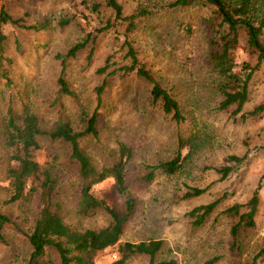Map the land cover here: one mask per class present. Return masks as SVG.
Here are the masks:
<instances>
[{"label": "rangeland", "instance_id": "obj_1", "mask_svg": "<svg viewBox=\"0 0 264 264\" xmlns=\"http://www.w3.org/2000/svg\"><path fill=\"white\" fill-rule=\"evenodd\" d=\"M123 14L137 9L146 13L135 18V25L126 32V20H115L113 9L105 0H0L14 16L27 22L50 19L51 27L41 32L6 26L9 32L5 53L13 57L10 71L14 85H4L0 78V122L6 97L11 96L19 107V93L29 101L42 124L50 128L62 117L75 129L84 125L81 108L91 111L96 104V86L105 83L98 111V134L80 139L81 147L90 155L94 166L113 163L118 157L119 142L131 148L125 167L127 194L135 198V206L124 224L117 243L95 257V264H149L147 254H130L118 262L117 246L124 241L161 239L162 245L154 262L173 260L175 264H242L264 244V108L240 117L231 115V108H218L221 79L208 58L210 28L206 21L215 6L197 1L185 6H168L170 0H118ZM97 3L96 10L92 4ZM71 18L59 26L56 19ZM108 20L111 26L100 30ZM93 37L74 56L66 58L65 77L73 94L59 92L57 76L61 59L70 45ZM134 45L139 59L153 78L168 88L178 100L184 119L177 124L150 98L151 82L134 70H125L124 38ZM264 45V32L260 36ZM238 62H257V50L247 43V33L241 30L236 49ZM104 66V70H97ZM241 67L237 66V69ZM264 101V60L253 70L249 94L243 110L252 109ZM187 141L184 150L190 154L181 169L166 173L157 169L150 181L142 178L147 165L172 157L178 147V135ZM40 148L33 150L40 162L48 152L57 155L58 184L53 199L59 202L64 221L77 228H98L107 224L109 214L96 208L89 214L78 211L77 196L80 176L77 164L70 162L68 145L46 135L39 137ZM247 158L238 163L228 160L229 154ZM9 148L4 144L0 127V209L10 221L3 233L6 243H0V264H26L31 247L27 232L32 227L39 208V188L20 199L6 201L12 193L7 177ZM231 165L223 179L217 167ZM260 183V200L254 215V225L241 226L235 243L231 226L237 213L225 209L245 202ZM188 186L207 187L187 196ZM98 196L115 206L121 214L127 194H120L112 179L94 185ZM220 198L213 211L199 225L192 223L189 210L199 204ZM244 203V204H243ZM45 264H58L55 251L45 255ZM256 264H264L257 261Z\"/></svg>", "mask_w": 264, "mask_h": 264}, {"label": "trees", "instance_id": "obj_2", "mask_svg": "<svg viewBox=\"0 0 264 264\" xmlns=\"http://www.w3.org/2000/svg\"><path fill=\"white\" fill-rule=\"evenodd\" d=\"M197 1H205L215 6L214 12L206 18L210 28L207 36L208 58L216 68L221 79L218 89L221 99L218 104L220 109L231 108V115L238 114L240 117L254 115L264 108V101L255 105L252 109L243 110L248 99L249 81L253 70L261 60H264V45L260 36L264 32V0H170L168 6H185ZM105 3L114 11L115 20H126V32L132 30L135 25V18L146 13V9L140 8L128 15L123 14L122 4L118 0H105ZM97 3L92 4L96 10ZM71 21V18L60 17L56 24L64 26ZM112 22L108 20L99 29L110 27ZM15 26L19 29L41 32L51 27V21L45 18L36 22H27L21 16L12 15L2 4L0 6V78H4V85L12 87L15 79L10 71L13 57L5 53L9 32L6 26ZM247 33V43L257 50V62L253 65L246 60H238L236 49L239 46L241 30ZM88 33L83 39L74 42L62 53H56L61 59V68L57 76L59 92L72 95L73 92L65 77L66 58L74 56L77 51L92 40ZM126 45V57L129 63L123 65L125 70H134L139 76L151 82L149 89L152 103L159 105L160 109L168 114L177 124L184 119L180 104L172 92L164 87L159 81L152 77L144 63L139 59L137 51L129 38H124ZM240 65L239 69L237 66ZM101 66L97 70H104ZM105 83L96 86V104L91 111L81 108V116L84 121L82 129H75L68 118L57 119L50 128L43 126L38 114L32 109L29 101L19 93V107L11 96L6 97L4 114L0 122L1 131L4 135V144L9 148L8 165L6 168L7 177L10 181L12 193L6 201L20 199L28 192L36 191L39 188V208L32 227L27 232V240L31 247L26 264H45L51 251H55L58 257V264H95V257L107 247L118 242L129 215L135 206V198L127 194L125 179V167L131 156V148L123 142L118 145L117 159L108 165L97 168L90 160V155L81 147L80 139L87 135H97L98 111L101 107L102 92ZM2 91H0V94ZM46 135L51 139H59L68 145L70 162L77 164L80 176L77 207L82 214H89L96 208H102L109 216L107 224L98 227L77 228L66 223L59 212V202L53 199V192L58 184L57 155L52 151L45 162H40L33 150L40 148L39 137ZM187 141L178 135V147L174 155L166 160L148 164V169L142 178L146 181L153 179L157 169L166 173H174L182 168L190 152L185 151ZM248 151L241 155L229 154L227 159L238 163L244 161ZM234 168L231 165L217 167L220 178L223 179ZM112 179L116 190L120 194H127L125 208L120 214L115 206L98 196L94 185L105 179ZM260 183L252 190L250 197L245 202V209L241 203H234L225 209L226 212L237 213L238 218L231 226L233 244L237 238L241 226L254 225V215L257 210L260 195ZM207 187L188 186L185 194L187 196L198 195L204 192ZM220 198L207 203L192 207L188 214L193 217L192 223L199 225L209 216ZM244 204V203H243ZM10 221V217L0 209V243H6L7 239L3 228ZM159 238H150L139 241H124L118 244V262H123L130 254L144 253L149 256V264H175L173 260H159L154 262V256L162 245ZM264 261V244L251 257V260L242 264H256L257 261Z\"/></svg>", "mask_w": 264, "mask_h": 264}]
</instances>
